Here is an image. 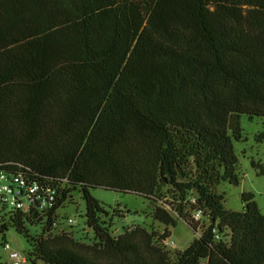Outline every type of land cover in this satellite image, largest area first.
Instances as JSON below:
<instances>
[{"label":"trees","instance_id":"16d2710c","mask_svg":"<svg viewBox=\"0 0 264 264\" xmlns=\"http://www.w3.org/2000/svg\"><path fill=\"white\" fill-rule=\"evenodd\" d=\"M242 114L264 142V0H0V172L56 189L47 208L0 204V233L25 237V264H264L253 195L233 211L216 190L239 184ZM94 188L198 235L171 257L167 231L114 234ZM76 193L81 237L59 214Z\"/></svg>","mask_w":264,"mask_h":264},{"label":"rangeland","instance_id":"374dc122","mask_svg":"<svg viewBox=\"0 0 264 264\" xmlns=\"http://www.w3.org/2000/svg\"><path fill=\"white\" fill-rule=\"evenodd\" d=\"M241 139L233 141L234 152L238 159V174L240 181L238 185L228 182H221L216 190L224 194V207L228 210L241 211L243 202L241 194L243 192L251 193L261 213L264 214V175L259 174V169L264 166V142L258 143L255 135L262 129V119L254 117L249 119L247 115H240ZM167 188H164L165 192ZM93 197L104 204V207L110 211L114 234L121 232L123 226L142 225L149 231L159 234L167 231L168 239L164 242L170 256L173 257L177 251L185 249L195 236V233L182 219L176 218L175 226L167 227L151 218L150 212L153 209V202L133 193H120L113 190L94 188L91 190ZM161 204V202H157ZM166 208H168L166 206ZM119 210V212L114 211ZM7 211V210H5ZM85 204L76 193L63 207L59 214L63 219L65 231L71 232L75 237L84 235V231H90L84 221ZM0 210V216L3 215ZM74 218V224H67V218ZM9 243L11 248L18 250L26 257L29 250V244L25 237L17 233L12 227H8L3 233H0V264H8L7 252L3 249L4 243ZM25 264V263H24ZM30 264V263H27Z\"/></svg>","mask_w":264,"mask_h":264},{"label":"built area","instance_id":"2783aa9c","mask_svg":"<svg viewBox=\"0 0 264 264\" xmlns=\"http://www.w3.org/2000/svg\"><path fill=\"white\" fill-rule=\"evenodd\" d=\"M56 199V189L43 185L36 181H29L21 173L8 176L0 172V204L27 211L32 202H37L39 208H47ZM190 202L196 203V198L191 196ZM194 221H200L201 212L196 211L192 215ZM75 219L69 217L67 224H74ZM7 252L8 264H24L25 257L16 249L11 248L9 243L3 245Z\"/></svg>","mask_w":264,"mask_h":264},{"label":"water","instance_id":"95a60500","mask_svg":"<svg viewBox=\"0 0 264 264\" xmlns=\"http://www.w3.org/2000/svg\"><path fill=\"white\" fill-rule=\"evenodd\" d=\"M259 174L264 175V166H261L259 169Z\"/></svg>","mask_w":264,"mask_h":264}]
</instances>
